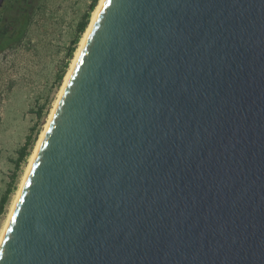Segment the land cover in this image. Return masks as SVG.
Here are the masks:
<instances>
[{"label": "water", "instance_id": "95a60500", "mask_svg": "<svg viewBox=\"0 0 264 264\" xmlns=\"http://www.w3.org/2000/svg\"><path fill=\"white\" fill-rule=\"evenodd\" d=\"M0 264H264V0H104Z\"/></svg>", "mask_w": 264, "mask_h": 264}, {"label": "rangeland", "instance_id": "374dc122", "mask_svg": "<svg viewBox=\"0 0 264 264\" xmlns=\"http://www.w3.org/2000/svg\"><path fill=\"white\" fill-rule=\"evenodd\" d=\"M91 1L28 0L35 4L36 14L24 39L15 47L0 51V199L11 189L0 216V233L84 35L68 61L67 50ZM65 63L68 67L58 81ZM29 136L32 145L28 156L17 168L18 151Z\"/></svg>", "mask_w": 264, "mask_h": 264}, {"label": "trees", "instance_id": "16d2710c", "mask_svg": "<svg viewBox=\"0 0 264 264\" xmlns=\"http://www.w3.org/2000/svg\"><path fill=\"white\" fill-rule=\"evenodd\" d=\"M98 1L99 0L91 1L88 12L78 23L76 27L75 38L71 42V46L68 48L66 53V58L68 61L73 58L76 46L88 27L91 12L96 8ZM35 14L36 6L32 2H28V0L4 1L0 10V51H4L8 48H12L21 44ZM66 67H68L67 63H65L64 69L58 75V81L63 79ZM31 145V137L29 136L25 144L18 151V157L16 160L17 168H19L21 163L26 161L28 150ZM10 194L11 189L9 187L0 199V216L4 213V209Z\"/></svg>", "mask_w": 264, "mask_h": 264}, {"label": "bare ground", "instance_id": "6f19581e", "mask_svg": "<svg viewBox=\"0 0 264 264\" xmlns=\"http://www.w3.org/2000/svg\"><path fill=\"white\" fill-rule=\"evenodd\" d=\"M103 2H104V0H100V1H99L98 5H97V7H96V9H95V11H94V13H93V16H92L91 22H90V24H89V26H88L86 32L84 33L82 39H81L80 45H79L78 50H77V52H76V54H75V57H74V59H73V61H72L71 67H70V69H69L67 75L65 76L64 83H63V85H62V87H61V90H60L58 96H57V100H56V102H55V104H54V106H53V109H52L51 114H50V116H49V118H48L47 124L45 125V128H44V130H43V132H42V134H41V136H40V138H39V140H38V142H37V145H36V147H35V149H34V152H33V154H32L31 157H30L29 164H28V167H27L26 172H25V174H24V177H23V179H22L21 185H20V187H19V189H18V191H17V193H16V196H15V199H14L13 204H12V206H11L10 212H9V214H8V217H7V219H6V221H5V224H4L3 228H2V231H1V233H0V241H1V238H2L3 233H4V231H5V228H6V226H7V223H8V221H9L10 215H11L13 209H14V206H15V203H16L17 198H18V196H19V193H20V191H21V188H22V186H23V184H24V181H25V179H26V177H27V174H28V172H29V169H30V167H31V165H32V163H33V160H34V158H35V155H36V153H37V150H38V148H39V146H40V143H41V141H42V139H43V136H44V134H45V131H46V129H47V126H48V124H49V121H50V119H51V117H52V115H53V112H54V110H55V108H56V106H57V103H58V101H59V99H60V97H61V94H62V92H63V89H64V87H65V84L67 83V81H68V79H69V76H70V74H71V71H72V69H73V67H74V65H75V63H76V61H77V58H78V56H79V54H80V52H81V49H82L83 45L85 44V41H86V39H87V36H88V34H89L90 30H91V27H92L93 23L95 22V19H96L98 13H99V10H100V8H101Z\"/></svg>", "mask_w": 264, "mask_h": 264}]
</instances>
